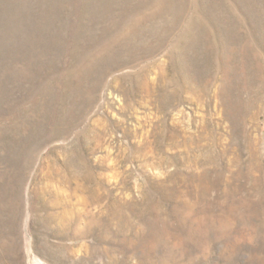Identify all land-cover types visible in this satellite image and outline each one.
Masks as SVG:
<instances>
[{"label": "rangeland", "instance_id": "374dc122", "mask_svg": "<svg viewBox=\"0 0 264 264\" xmlns=\"http://www.w3.org/2000/svg\"><path fill=\"white\" fill-rule=\"evenodd\" d=\"M0 264H264V0H0Z\"/></svg>", "mask_w": 264, "mask_h": 264}]
</instances>
